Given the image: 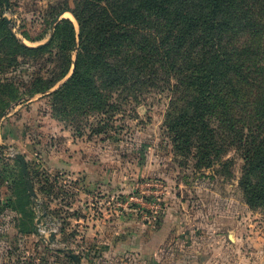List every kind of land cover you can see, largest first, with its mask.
Listing matches in <instances>:
<instances>
[{
    "label": "rangeland",
    "instance_id": "rangeland-1",
    "mask_svg": "<svg viewBox=\"0 0 264 264\" xmlns=\"http://www.w3.org/2000/svg\"><path fill=\"white\" fill-rule=\"evenodd\" d=\"M76 1L0 0V264H76L72 254L81 264H202L215 232L224 249L239 239L236 257L264 258V206L246 203L235 128L218 130L225 147L199 166L195 148L173 145L166 88L115 95L111 119L72 121L51 94L73 72L77 41L66 75L39 91L65 69L53 39L62 20L78 35ZM7 31L29 48L49 47L15 57ZM261 41L239 40L254 52Z\"/></svg>",
    "mask_w": 264,
    "mask_h": 264
},
{
    "label": "trees",
    "instance_id": "trees-1",
    "mask_svg": "<svg viewBox=\"0 0 264 264\" xmlns=\"http://www.w3.org/2000/svg\"><path fill=\"white\" fill-rule=\"evenodd\" d=\"M73 15L78 35L62 20L53 39L65 69L39 90L66 75L77 41L73 72L51 94L56 110L72 121L111 119L115 95L137 99L144 87L166 88L174 147L195 148L198 165L210 166L225 147L216 133L235 128L245 156L239 184L250 208L263 207L264 0H77ZM245 35L261 36L255 52L239 42ZM6 40L15 57L49 47L29 48L8 31Z\"/></svg>",
    "mask_w": 264,
    "mask_h": 264
},
{
    "label": "crops",
    "instance_id": "crops-1",
    "mask_svg": "<svg viewBox=\"0 0 264 264\" xmlns=\"http://www.w3.org/2000/svg\"><path fill=\"white\" fill-rule=\"evenodd\" d=\"M220 234L221 233L219 232H215L213 239L214 252H212V250L205 252L206 254L201 262L202 264H239L238 261H241L240 264H264V258L260 259L258 262L256 261L253 262L251 259H247V258L240 259L239 257H236L235 246L236 245L238 246L239 239H236L235 241L236 243L234 246L230 245L229 248L224 249V247H222L223 241ZM154 261L151 260V264H153Z\"/></svg>",
    "mask_w": 264,
    "mask_h": 264
},
{
    "label": "water",
    "instance_id": "water-1",
    "mask_svg": "<svg viewBox=\"0 0 264 264\" xmlns=\"http://www.w3.org/2000/svg\"><path fill=\"white\" fill-rule=\"evenodd\" d=\"M20 162L23 164V170L25 171V165H24V161L22 160V158H20ZM71 258L75 261L76 264H81L79 258L76 255L72 254Z\"/></svg>",
    "mask_w": 264,
    "mask_h": 264
}]
</instances>
